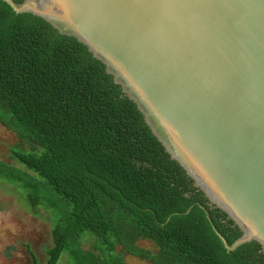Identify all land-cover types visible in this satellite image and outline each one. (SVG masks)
I'll list each match as a JSON object with an SVG mask.
<instances>
[{"label":"trees","instance_id":"trees-1","mask_svg":"<svg viewBox=\"0 0 264 264\" xmlns=\"http://www.w3.org/2000/svg\"><path fill=\"white\" fill-rule=\"evenodd\" d=\"M0 108L19 143L45 148L12 150L11 158L58 195L55 241L43 262L25 243L31 264H57L63 252L73 264H128L123 252L151 264H264L257 241L225 249L198 203L229 243L240 227L170 155L105 63L75 36L3 0ZM85 232L96 235L94 249L81 246Z\"/></svg>","mask_w":264,"mask_h":264},{"label":"water","instance_id":"water-1","mask_svg":"<svg viewBox=\"0 0 264 264\" xmlns=\"http://www.w3.org/2000/svg\"><path fill=\"white\" fill-rule=\"evenodd\" d=\"M3 1L105 63L170 155L240 227L229 243L198 203L227 251L264 246V0Z\"/></svg>","mask_w":264,"mask_h":264},{"label":"rangeland","instance_id":"rangeland-1","mask_svg":"<svg viewBox=\"0 0 264 264\" xmlns=\"http://www.w3.org/2000/svg\"><path fill=\"white\" fill-rule=\"evenodd\" d=\"M10 117L9 111L0 108V119L10 120ZM12 150L41 154L45 148L33 141L19 143L15 133L0 122V264H31L25 243L43 262L56 237L58 195L44 177L11 158ZM80 243L84 249L91 250L98 240L92 232H85ZM138 244L154 250L148 240H138ZM122 256L128 264H151L125 252ZM57 264H73V261L63 252Z\"/></svg>","mask_w":264,"mask_h":264}]
</instances>
